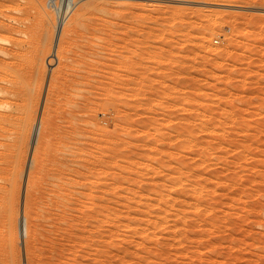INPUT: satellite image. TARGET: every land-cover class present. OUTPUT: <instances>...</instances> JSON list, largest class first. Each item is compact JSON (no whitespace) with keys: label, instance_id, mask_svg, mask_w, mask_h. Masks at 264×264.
<instances>
[{"label":"rangeland","instance_id":"rangeland-1","mask_svg":"<svg viewBox=\"0 0 264 264\" xmlns=\"http://www.w3.org/2000/svg\"><path fill=\"white\" fill-rule=\"evenodd\" d=\"M1 91L0 264H264V0H0Z\"/></svg>","mask_w":264,"mask_h":264},{"label":"bare ground","instance_id":"bare-ground-1","mask_svg":"<svg viewBox=\"0 0 264 264\" xmlns=\"http://www.w3.org/2000/svg\"><path fill=\"white\" fill-rule=\"evenodd\" d=\"M33 2V1H32ZM1 96L2 97H0V107H2V108H5V109H7V108H9V107H7V105H8V103L7 102H5L4 100H2V99H5V95H4V92L3 91H1ZM0 118H3L1 121L2 122H0V136H3V134L5 133V131H6V129H7V124H8V120L5 118V115H3V114H1L0 113ZM0 145H5V142L4 141H1L0 140ZM6 154H8V152H6V151H0V168H5L4 166H2V163L4 162V161H7V160H5L4 158L6 157ZM7 158V157H6ZM8 167V166H7ZM6 170H8V169H6ZM56 174H54V176H55ZM53 176V175H52ZM53 176V177H54ZM51 177V176H50ZM53 177H51L50 179H52ZM48 181H49V179H48ZM96 181H98V179L96 180ZM68 183V182H67ZM70 184V183H69ZM83 184V186H84V184L85 183H82ZM82 184H80V185H82ZM68 185V184H67ZM79 185V187L78 188H81V186ZM60 186V185H59ZM63 186V185H62ZM82 186V187H83ZM64 187V186H63ZM69 187V186H68ZM40 188V187H39ZM67 188V187H66ZM63 189V188H62ZM76 191H78L79 189H76V188H74ZM74 189H73V192L75 193L76 191H74ZM0 190H1V187H0ZM39 190V189H38ZM41 190H43L42 188H41ZM49 190H50V188H49ZM52 190V189H51ZM45 192H48V191H46V190H44ZM57 191H62V190H57ZM71 191H72V188H71ZM63 192H64V190H63ZM69 194H70V191H67ZM80 191H78V193L77 194H79L80 195V193L82 194V192H80ZM41 193H43L42 194V197H43V195H44V192H42L41 191ZM53 193V192H52ZM58 193V192H57ZM72 193V192H71ZM4 193H2V195H3ZM29 194V193H28ZM35 194V193H34ZM48 194H50V193H48ZM54 194V193H53ZM56 194V193H55ZM64 194H66V192L64 193ZM76 194V193H75ZM76 194V195H77ZM2 195L0 194V197H2ZM59 195V194H58ZM66 195H68V194H66ZM75 195V196H76ZM45 196V195H44ZM61 196H62V193H61ZM73 196V195H72ZM38 197H40V195L38 196ZM49 197V196H48ZM53 197H54V195H53ZM65 197V196H64ZM67 197V196H66ZM69 197H70V195H69ZM77 197H78V200H79V196L77 195ZM44 198V197H43ZM52 198V197H51ZM58 198H60L59 196H58ZM58 198L56 197V200H58ZM72 198H74V196L72 197ZM75 199V198H74ZM53 200V199H52ZM61 200H66V203H68L69 202V200L68 199H61L60 198V202H62ZM68 200V201H67ZM71 201H73L72 199H71ZM71 201H70V203H71ZM77 201V200H76ZM52 202V201H51ZM56 203H58L59 202V200L58 201H55ZM55 202H53V203H51V204H53L54 205V203ZM73 202H75V200L73 201ZM56 203H55V205H56ZM64 204H66L65 202H63ZM59 204H61V203H59ZM53 205H52V207H53ZM61 205H58L57 207H60ZM55 207V206H54ZM51 211V210H50Z\"/></svg>","mask_w":264,"mask_h":264}]
</instances>
